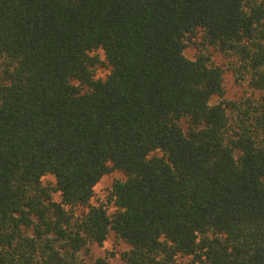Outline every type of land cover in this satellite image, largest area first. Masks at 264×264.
Listing matches in <instances>:
<instances>
[{
  "label": "trees",
  "instance_id": "1",
  "mask_svg": "<svg viewBox=\"0 0 264 264\" xmlns=\"http://www.w3.org/2000/svg\"><path fill=\"white\" fill-rule=\"evenodd\" d=\"M111 235L264 264V0H0V264H108Z\"/></svg>",
  "mask_w": 264,
  "mask_h": 264
},
{
  "label": "rangeland",
  "instance_id": "2",
  "mask_svg": "<svg viewBox=\"0 0 264 264\" xmlns=\"http://www.w3.org/2000/svg\"><path fill=\"white\" fill-rule=\"evenodd\" d=\"M99 55L103 57L101 52H99ZM185 55L186 57L192 59L194 57V50L192 48H188L185 51ZM214 60L216 63H221L222 61L219 55H215ZM107 73L108 71L106 69H99L97 70V77L104 78ZM224 88L225 97L230 100H237L244 93L243 88L237 86L234 83L232 76L227 73L224 76ZM123 179L124 176L120 172H114L110 175L104 176L94 188V198L91 201L92 204L96 205L100 202L105 204L108 199L113 182ZM44 182H53V178L47 176L46 178H44ZM127 249L128 247L124 243L117 241L114 236L111 235L102 246L92 245L90 247L91 259H95L98 257H107L108 264H125L124 261L120 258L119 254ZM182 262L183 264L189 263L187 259H183Z\"/></svg>",
  "mask_w": 264,
  "mask_h": 264
}]
</instances>
